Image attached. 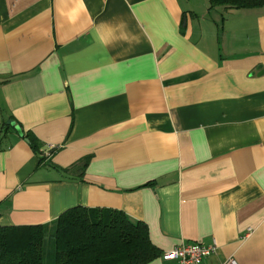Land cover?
Here are the masks:
<instances>
[{
    "label": "crops",
    "instance_id": "0c3cea01",
    "mask_svg": "<svg viewBox=\"0 0 264 264\" xmlns=\"http://www.w3.org/2000/svg\"><path fill=\"white\" fill-rule=\"evenodd\" d=\"M73 204L264 264V4L0 0V224Z\"/></svg>",
    "mask_w": 264,
    "mask_h": 264
},
{
    "label": "trees",
    "instance_id": "16d2710c",
    "mask_svg": "<svg viewBox=\"0 0 264 264\" xmlns=\"http://www.w3.org/2000/svg\"><path fill=\"white\" fill-rule=\"evenodd\" d=\"M262 4L264 0H208L209 7ZM23 135L43 162L38 140L32 133ZM88 157L84 154L64 170L82 171ZM45 254L48 264H146L159 250L149 240L145 222L131 221L114 207L73 204L48 223L0 224V264H43Z\"/></svg>",
    "mask_w": 264,
    "mask_h": 264
},
{
    "label": "built area",
    "instance_id": "2783aa9c",
    "mask_svg": "<svg viewBox=\"0 0 264 264\" xmlns=\"http://www.w3.org/2000/svg\"><path fill=\"white\" fill-rule=\"evenodd\" d=\"M51 145L45 149V154L49 153ZM215 248L214 244H203L202 242L188 241L175 244V246L166 249L162 252L161 256L172 259L173 264H198L201 259L212 253ZM220 264H238L236 259L231 255H227L226 258Z\"/></svg>",
    "mask_w": 264,
    "mask_h": 264
},
{
    "label": "rangeland",
    "instance_id": "374dc122",
    "mask_svg": "<svg viewBox=\"0 0 264 264\" xmlns=\"http://www.w3.org/2000/svg\"><path fill=\"white\" fill-rule=\"evenodd\" d=\"M191 1H194L195 3L199 4V0H191ZM47 234H48V232H47ZM43 264H48V260H47L46 254L43 257Z\"/></svg>",
    "mask_w": 264,
    "mask_h": 264
}]
</instances>
